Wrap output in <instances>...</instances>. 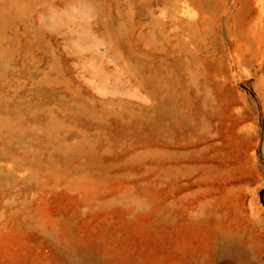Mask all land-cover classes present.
<instances>
[{
	"label": "rangeland",
	"instance_id": "374dc122",
	"mask_svg": "<svg viewBox=\"0 0 264 264\" xmlns=\"http://www.w3.org/2000/svg\"><path fill=\"white\" fill-rule=\"evenodd\" d=\"M0 264H264V0H0Z\"/></svg>",
	"mask_w": 264,
	"mask_h": 264
}]
</instances>
